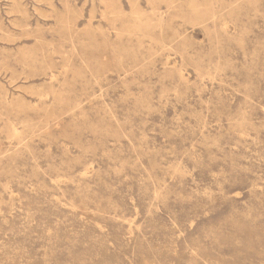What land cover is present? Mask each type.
Instances as JSON below:
<instances>
[{
    "label": "rangeland",
    "instance_id": "rangeland-1",
    "mask_svg": "<svg viewBox=\"0 0 264 264\" xmlns=\"http://www.w3.org/2000/svg\"><path fill=\"white\" fill-rule=\"evenodd\" d=\"M0 264H264V0H0Z\"/></svg>",
    "mask_w": 264,
    "mask_h": 264
}]
</instances>
